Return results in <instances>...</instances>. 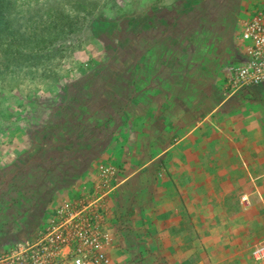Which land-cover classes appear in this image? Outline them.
Listing matches in <instances>:
<instances>
[{"label":"rangeland","instance_id":"rangeland-1","mask_svg":"<svg viewBox=\"0 0 264 264\" xmlns=\"http://www.w3.org/2000/svg\"><path fill=\"white\" fill-rule=\"evenodd\" d=\"M251 1L201 0L191 11L190 0H0V253L32 239L53 209L72 200L67 189L73 178L98 177L89 189L78 182L85 192L74 200L96 199L102 177H119L111 162L126 150L117 142L133 145L130 159L160 150L146 121L126 126L142 114V105L124 107L119 99L141 94L147 100L158 89L168 95L174 79L178 100L190 109L199 99L205 112L207 98L222 96L211 97L205 85L222 69L209 62L227 65L238 56L239 24ZM49 11L65 15L54 32L47 29ZM34 35L46 44L42 49L31 46ZM257 96L242 90L217 116L246 113L244 99ZM109 196L101 212L103 227L112 232ZM158 255L146 264H160Z\"/></svg>","mask_w":264,"mask_h":264},{"label":"crops","instance_id":"crops-1","mask_svg":"<svg viewBox=\"0 0 264 264\" xmlns=\"http://www.w3.org/2000/svg\"><path fill=\"white\" fill-rule=\"evenodd\" d=\"M250 5L252 11L264 0ZM209 64L222 69L205 85L211 86V97L216 92L222 96L207 98L205 112L199 99L191 109L178 100L176 79L168 95L158 89L146 92L147 100L141 101V94L118 100L124 107L131 101L142 105V114L126 126L136 129L146 121L149 133L158 134L152 144L160 149L153 157L130 159L133 145L115 144L126 150L111 162L120 174L108 199L114 239L110 254L121 264H146L158 254L160 264H257L250 252L264 244V86L227 95L229 64ZM242 90L258 95L254 102L244 99L248 106L241 111L247 112L217 116ZM97 178H73L67 199L85 192L78 182L89 189Z\"/></svg>","mask_w":264,"mask_h":264},{"label":"built area","instance_id":"built-area-1","mask_svg":"<svg viewBox=\"0 0 264 264\" xmlns=\"http://www.w3.org/2000/svg\"><path fill=\"white\" fill-rule=\"evenodd\" d=\"M245 16L239 24V56L227 67L226 92L264 86V10L257 7ZM114 182L116 177H102L99 191L92 195L96 199L66 200L53 209L36 236L0 253V264H114L113 234L103 227L101 212ZM253 257L263 260L264 247L256 248Z\"/></svg>","mask_w":264,"mask_h":264},{"label":"trees","instance_id":"trees-1","mask_svg":"<svg viewBox=\"0 0 264 264\" xmlns=\"http://www.w3.org/2000/svg\"><path fill=\"white\" fill-rule=\"evenodd\" d=\"M193 4L190 6L193 10H191V11H194L195 9H196V7H198L199 6V4L201 5V0H190ZM81 8L82 9H85V7L84 6H82L81 5ZM189 8H187V9H184L182 6H181V10H188ZM190 11V12H191ZM78 12H80L79 10H78ZM120 12H122V11H120ZM50 11L48 12V18H47V20H48V22H47V24H48V28L47 29H49V30H51V32H54V29L55 30H57V29H59L60 27H62V23H61V20L64 18L63 16H65V15H58V16H56L55 14L56 13H50ZM79 15H80V13H78L77 15H76V17H78L79 18ZM66 18L67 19H70L69 18V16H66ZM85 18V17H84ZM55 20V21H54ZM45 26V23L43 24V25H40V26H38L37 27V29H40L41 27H44ZM56 38H52L51 39V43H53L54 42V40H55ZM46 40V39H45ZM30 43H31V46H34V47H36L37 49H42L40 46L41 45H46L45 43H44V41H39L37 38H36V36L34 35L31 39H30ZM29 44V42L27 41V43H26V45H28ZM46 47H43V49H45ZM46 57H48L49 59L51 58V57H49V55H46Z\"/></svg>","mask_w":264,"mask_h":264},{"label":"clouds","instance_id":"clouds-1","mask_svg":"<svg viewBox=\"0 0 264 264\" xmlns=\"http://www.w3.org/2000/svg\"><path fill=\"white\" fill-rule=\"evenodd\" d=\"M258 247H264V244L255 247V249L258 248ZM255 249H254V250H255ZM254 250H253V251H254ZM253 251H252V257H253ZM253 259L255 260L256 263L259 262V261H260L261 263H264V259H263V260H258V261H257L254 257H253Z\"/></svg>","mask_w":264,"mask_h":264}]
</instances>
